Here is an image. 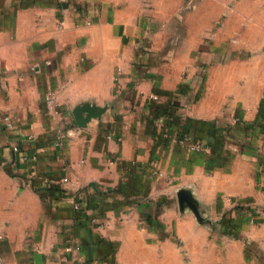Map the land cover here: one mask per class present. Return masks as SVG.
<instances>
[{
    "label": "crops",
    "instance_id": "obj_1",
    "mask_svg": "<svg viewBox=\"0 0 264 264\" xmlns=\"http://www.w3.org/2000/svg\"><path fill=\"white\" fill-rule=\"evenodd\" d=\"M150 21L141 0H0V264H264V76L168 74ZM81 104L107 110L80 128Z\"/></svg>",
    "mask_w": 264,
    "mask_h": 264
},
{
    "label": "rangeland",
    "instance_id": "obj_2",
    "mask_svg": "<svg viewBox=\"0 0 264 264\" xmlns=\"http://www.w3.org/2000/svg\"><path fill=\"white\" fill-rule=\"evenodd\" d=\"M141 1L161 70L181 64V76H264V0Z\"/></svg>",
    "mask_w": 264,
    "mask_h": 264
},
{
    "label": "built area",
    "instance_id": "obj_3",
    "mask_svg": "<svg viewBox=\"0 0 264 264\" xmlns=\"http://www.w3.org/2000/svg\"><path fill=\"white\" fill-rule=\"evenodd\" d=\"M121 71H119V76L117 77V81L119 82L120 80V76H121ZM151 100L155 103H157L159 101V98L157 96H151L150 97ZM45 104H46V107H47V110L49 111H59V105H58V101H57V98H56V95L54 94V92H49L47 93L46 95V99H45ZM5 122L7 123V126L9 129H14V124L12 122V119L7 116L4 118ZM179 135H180V141H181V144L188 147L191 151L193 152H201V153H207V154H210L212 152V145L211 143L209 142H197V141H194L192 139L191 136L187 135L186 132L181 128V131H179ZM67 136V135H66ZM65 136V137H66ZM71 136V134H68L67 137ZM65 137L63 139H65ZM66 137V138H67ZM64 143V140L62 143H60L59 145H63ZM17 148H15L16 150ZM22 162L23 163H27L29 162V157L25 156L23 157L22 159ZM35 160V158H34ZM63 183L68 186L69 188L71 189H75L78 187V183L75 182V181H72L68 178H65L63 180ZM71 189H68V190H71ZM62 194L63 195H66V196H70L71 199H72V202H73V209L75 211H82L85 209V204L82 200V196H81V193L79 192H76L74 194H70L69 191L67 190H63L62 191ZM91 222L97 226L98 228H103L106 226L105 223L101 222L100 219L98 218H93L91 220ZM81 250V247L79 245H67L64 247V251L66 253H70V252H79ZM67 258L65 257L64 260H66ZM79 264H108V263H104V262H86L84 260H80Z\"/></svg>",
    "mask_w": 264,
    "mask_h": 264
},
{
    "label": "water",
    "instance_id": "obj_4",
    "mask_svg": "<svg viewBox=\"0 0 264 264\" xmlns=\"http://www.w3.org/2000/svg\"><path fill=\"white\" fill-rule=\"evenodd\" d=\"M106 110L107 108H99L91 104H81L74 109L73 115L77 125L80 128H85L93 119L102 118L106 113ZM177 195L180 211L184 213L185 211L190 210L198 220L204 223V214L192 193L189 190L182 189Z\"/></svg>",
    "mask_w": 264,
    "mask_h": 264
}]
</instances>
